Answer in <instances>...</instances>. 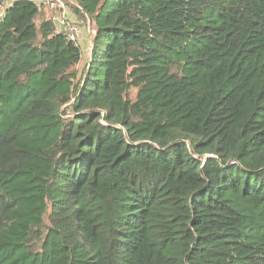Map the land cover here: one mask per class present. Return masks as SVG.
Instances as JSON below:
<instances>
[{
  "label": "trees",
  "instance_id": "16d2710c",
  "mask_svg": "<svg viewBox=\"0 0 264 264\" xmlns=\"http://www.w3.org/2000/svg\"><path fill=\"white\" fill-rule=\"evenodd\" d=\"M74 1L80 73L0 18V264H264V0Z\"/></svg>",
  "mask_w": 264,
  "mask_h": 264
},
{
  "label": "built area",
  "instance_id": "2783aa9c",
  "mask_svg": "<svg viewBox=\"0 0 264 264\" xmlns=\"http://www.w3.org/2000/svg\"><path fill=\"white\" fill-rule=\"evenodd\" d=\"M41 5L48 11L50 22L55 33H62L66 40L78 46L80 40V28L78 24L69 18L71 8L81 10L74 0H41ZM4 5L0 6V18L4 15ZM86 26L91 29L90 20L86 18Z\"/></svg>",
  "mask_w": 264,
  "mask_h": 264
},
{
  "label": "rangeland",
  "instance_id": "374dc122",
  "mask_svg": "<svg viewBox=\"0 0 264 264\" xmlns=\"http://www.w3.org/2000/svg\"><path fill=\"white\" fill-rule=\"evenodd\" d=\"M6 2H8V0ZM5 7H6V5H5ZM71 10H74V9L71 8ZM74 16H75V20L80 22V25L77 23L79 25V27L80 26L85 27V29H84L85 30L84 31V34H85L84 41H85V43H84V46H82V49H83L82 60L80 62V65L78 66V72L80 73L84 69L85 64H87V61H89V56H90L89 52H90V50L92 48V42H91V39H90V41L88 39L87 26H86L85 20L76 12H75Z\"/></svg>",
  "mask_w": 264,
  "mask_h": 264
},
{
  "label": "crops",
  "instance_id": "0c3cea01",
  "mask_svg": "<svg viewBox=\"0 0 264 264\" xmlns=\"http://www.w3.org/2000/svg\"><path fill=\"white\" fill-rule=\"evenodd\" d=\"M14 0H8V2H5L4 4L6 5V7L7 6H9L12 2H13ZM31 1H33L34 3H36V4H41V0H31ZM5 5H4V7H5ZM74 14H75V12H74V10H71L70 9V11H69V18L72 20V21H74V22H76V23H78L79 25H80V22H78V21H76L75 20V16H74ZM78 25V26H79ZM80 28V32H81V38H80V48H81V51L83 52V49H82V46H84V43H85V41H84V39H85V34H84V29H85V27H83V26H80L79 27ZM92 29V28H91ZM91 29L89 30L88 29V27H87V34H88V39H89V41H90V39H91Z\"/></svg>",
  "mask_w": 264,
  "mask_h": 264
}]
</instances>
